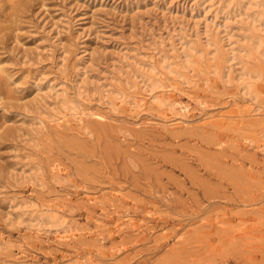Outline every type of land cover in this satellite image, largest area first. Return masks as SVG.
I'll list each match as a JSON object with an SVG mask.
<instances>
[{
    "label": "rangeland",
    "instance_id": "374dc122",
    "mask_svg": "<svg viewBox=\"0 0 264 264\" xmlns=\"http://www.w3.org/2000/svg\"><path fill=\"white\" fill-rule=\"evenodd\" d=\"M260 1L0 0V264H264Z\"/></svg>",
    "mask_w": 264,
    "mask_h": 264
},
{
    "label": "bare ground",
    "instance_id": "6f19581e",
    "mask_svg": "<svg viewBox=\"0 0 264 264\" xmlns=\"http://www.w3.org/2000/svg\"><path fill=\"white\" fill-rule=\"evenodd\" d=\"M260 3H261V1H260ZM261 4H262V3H261ZM252 6H253V5H252ZM262 6H264V4H262ZM204 11H205V10H204ZM255 11H256V10H255ZM259 13H260V12H259ZM262 14H264V7H262V13H261V15H262ZM261 15H260V16H261ZM258 16H259V15H258ZM254 20H255V19H254ZM225 21H226V20H225ZM255 21H256V20H255ZM225 24H226V23H225ZM257 39L259 40V38H257ZM260 40H261V39H260ZM260 40H259V41H260ZM261 41H262V40H261ZM244 42H245V41H244ZM257 43H258V42H257ZM260 43H261V42H260ZM260 45H261V44H260ZM247 47H248V46H247ZM251 48H252V47H251ZM253 48H254V47H253ZM248 50H249V49H248ZM250 51H251V50H250ZM251 53H252V52H251ZM181 55H182V54H181ZM180 58H181V57H180ZM227 59H229V58H227ZM258 72H259V71H258ZM259 74H260V73H259ZM246 99H247V98H246ZM242 103H243V102H242ZM245 104H246V103H245ZM180 106H181V108H182L183 110H185V112L189 110L188 105L185 104V103H181ZM183 110H182V111H183ZM248 110H250V111H255L254 107H253V108H249V107H247L244 111H245V112H248ZM171 120H172V119H171ZM175 121H176V120H175ZM178 122L181 123L182 121H181V122H180V121H177L176 123H178ZM22 223H23V222H22Z\"/></svg>",
    "mask_w": 264,
    "mask_h": 264
}]
</instances>
